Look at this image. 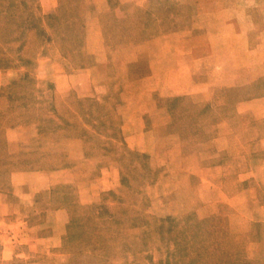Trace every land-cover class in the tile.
<instances>
[{"label": "rangeland", "instance_id": "1", "mask_svg": "<svg viewBox=\"0 0 264 264\" xmlns=\"http://www.w3.org/2000/svg\"><path fill=\"white\" fill-rule=\"evenodd\" d=\"M31 1L41 17L42 35L35 29L20 34L8 17L0 16V59H9L5 66L0 61V177L29 166L64 169L60 176L66 182L28 189L0 183V220L11 225L22 216L32 237L47 236L57 221L64 225L57 249L34 252L16 243V256L0 258V264H264V258L253 257L250 244L233 234L227 203H217L214 210L188 208L197 179L175 166L185 156L177 144L184 136L177 131L175 139L176 132L166 125L157 128L171 122L169 98L148 96L152 82L139 77L152 51L138 45L158 32L154 10L134 28L105 32L108 50L101 53L107 62L91 76L98 92L93 87L91 94H79L65 77L74 68H89L95 34L85 38L84 18L81 26L67 17L77 13V0H54L46 10L41 0ZM154 102L168 106L154 110ZM139 104L146 113H123ZM127 116H142L143 144L136 132L123 129ZM237 150L231 145L217 155L230 160ZM111 166L117 184L84 202L81 186L97 183ZM222 185L227 196L240 187L233 177L223 178ZM105 222L110 225L101 226ZM8 225L0 231V254ZM70 229L75 234L69 237Z\"/></svg>", "mask_w": 264, "mask_h": 264}, {"label": "crops", "instance_id": "2", "mask_svg": "<svg viewBox=\"0 0 264 264\" xmlns=\"http://www.w3.org/2000/svg\"><path fill=\"white\" fill-rule=\"evenodd\" d=\"M76 2L77 13L67 17L79 20L81 26L84 18L85 38H91L89 35L93 33L97 41L91 46L94 60L89 68H74L65 77L79 89V94H91L93 87H98L97 82H91V76L107 62L105 53H101L102 49L108 50L102 37L105 32L119 34L134 28L140 25L143 15L154 10V26L158 32L152 40L138 45L152 51L148 53L151 55L146 62L148 68L139 77L141 81L152 82L153 93L149 92L148 96L169 98L171 122L159 124L157 128L162 130L166 125L176 132L175 139L177 131L184 136V141L177 144L185 156L175 166L185 172V177L197 179V189L188 208L214 210L217 203H227L233 218V234L250 244L253 257L264 258V0ZM41 3L46 10L55 1L41 0ZM107 13L109 19L105 20ZM160 104L168 106L154 102V110ZM134 112L144 114L147 110L139 104L135 111L126 108L123 111L126 115ZM141 119L142 116H127L123 124L127 133H137L139 144H143L145 133ZM231 145L238 147L237 154L230 160L219 159L217 153L229 150ZM65 172L64 169L33 170L28 166L11 172L6 179L0 177V183L27 189L56 185L54 188H58L66 182V177L60 176ZM116 174L115 166H111L109 171H103L97 183L81 186L87 197L84 202L95 199L101 190L113 188L118 180ZM225 177L235 178L240 186L228 196L222 185ZM210 180L217 184L213 185ZM207 191H210L208 196ZM20 218L16 216L11 225L0 220V231L4 225L10 228L9 238L2 242L1 259L16 256V243H25L34 252H50V248L60 246L63 232L60 227L64 224L57 221L47 236L32 237L28 235L25 220ZM105 224L110 225L105 222L101 226Z\"/></svg>", "mask_w": 264, "mask_h": 264}, {"label": "trees", "instance_id": "3", "mask_svg": "<svg viewBox=\"0 0 264 264\" xmlns=\"http://www.w3.org/2000/svg\"><path fill=\"white\" fill-rule=\"evenodd\" d=\"M0 16L4 17V19L8 17L14 26L20 28V34L25 33L27 30L35 29V31L42 35L41 17L34 12L31 0H0ZM17 58L21 60L20 54L17 55ZM0 61L3 63H0L1 66H5L9 62V59L1 58ZM80 227L83 226L79 225L78 228ZM72 234L75 233H72L70 229L69 237Z\"/></svg>", "mask_w": 264, "mask_h": 264}]
</instances>
